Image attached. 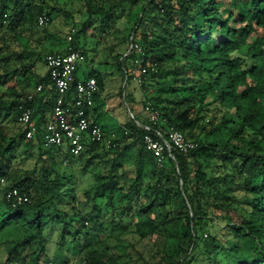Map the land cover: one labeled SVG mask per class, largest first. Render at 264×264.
Returning a JSON list of instances; mask_svg holds the SVG:
<instances>
[{"label": "trees", "instance_id": "obj_1", "mask_svg": "<svg viewBox=\"0 0 264 264\" xmlns=\"http://www.w3.org/2000/svg\"><path fill=\"white\" fill-rule=\"evenodd\" d=\"M9 1L0 0V180L7 181L0 182V228L18 237L3 242L5 262L40 264L45 231L55 227L57 250L82 251L85 264H264V0H86L87 17L72 44L78 48L77 34L87 36L110 5L97 38L115 39L107 53L127 77L124 88L129 79L137 84L134 70L147 69L140 102L158 118L153 123L147 110L141 119L133 115L116 128L113 146L89 142L76 157L24 136L19 105L31 104L26 95L48 82V72L33 90L25 75L58 49L41 55L51 22L42 0ZM124 3L132 9L122 17ZM44 14L49 23L38 25ZM121 17L123 34L113 35ZM105 73L88 74L98 81L95 103L102 106L114 78ZM35 104L40 124L51 103L40 97ZM95 113L94 105L98 122ZM138 123L164 135L174 128L197 146L187 154L172 151L173 158L165 152L158 163ZM66 160L91 180L84 191H77ZM10 188L29 202L13 206L5 197ZM111 236L138 256L125 263L111 255L104 246ZM33 238L37 247L26 253ZM243 239L251 244L244 253Z\"/></svg>", "mask_w": 264, "mask_h": 264}, {"label": "built area", "instance_id": "obj_2", "mask_svg": "<svg viewBox=\"0 0 264 264\" xmlns=\"http://www.w3.org/2000/svg\"><path fill=\"white\" fill-rule=\"evenodd\" d=\"M38 25H47L48 16L39 15ZM73 38L67 36L66 44L62 50L47 52L43 56L47 67L48 82L38 83L35 89L26 95V101L30 105H19L18 122L23 127L26 139H39L44 147L56 149H67L71 156H79L85 145L89 142H103L113 146V134L105 137L99 122L92 119V111L95 105V94L98 92V81L95 77L78 78L76 71L79 63L85 60V55L72 44ZM154 67H150V71ZM134 80L137 84L143 81V75L147 74V69L142 67L133 71ZM42 102L51 103L48 111L45 110V121L37 124V105L36 99ZM150 120L157 121V112L152 111L147 105ZM147 132L143 136L145 148L152 152L158 163H162L166 152L173 158L172 151L187 154L195 149L197 144L185 138V136L174 128L166 131V135L157 128L150 133V127L138 123ZM106 138V139H105ZM3 181V178L1 179ZM6 200L13 206L29 202V197L25 192L17 188H10L5 193ZM9 264H14L9 262ZM45 264H55L52 260ZM77 264H85L81 261Z\"/></svg>", "mask_w": 264, "mask_h": 264}, {"label": "rangeland", "instance_id": "obj_3", "mask_svg": "<svg viewBox=\"0 0 264 264\" xmlns=\"http://www.w3.org/2000/svg\"><path fill=\"white\" fill-rule=\"evenodd\" d=\"M7 3L10 5V1L6 0ZM43 1V12L47 13L51 17V22L49 24V33L47 34V40L45 41L44 50L42 51L41 55H43L44 52H47L51 49H58L55 51L62 50L65 46V41L67 40V36L71 35L74 39V34L79 30L80 25L82 21H84L87 17V3L86 0H42ZM110 5L105 4L104 8H102V13L99 16V18L96 20V22H93L92 26L87 27L86 35L78 33L76 37L77 46L80 50L84 52L85 60H82L79 63L78 69L76 71V75L78 78H86L88 77V74L92 70L96 71H102L105 69V74L107 77H114L111 79V82H108V87L105 88V91L102 94V97L104 98V104L98 105L95 103V111L98 115V122L100 125H105L106 128H110L108 130L107 134H113L115 137H120V134L118 133L117 129L118 126L124 124L129 120V118H132L133 115L137 116L139 119L140 113L144 114L146 111V108L143 106L142 102H140V98L142 97L141 93V87L138 86V84H135L131 79H129L126 87H123V80L120 76L119 70L117 67L112 63L113 59L108 55L107 53V46L113 45L115 43V39L113 37H109V33H105L104 36L108 39L109 42H105L104 40H99L97 38L98 35H100L101 31V22L103 12L109 11ZM132 9V6L129 3H124L123 12L121 15L124 17L130 10ZM120 16V15H119ZM116 16V17H119ZM122 17L117 18L116 22L112 26V34L113 35H122L123 32L121 30L122 27ZM1 34V31H0ZM1 36V35H0ZM6 37H12L11 33H8ZM2 43V40L0 38V45ZM126 53V52H125ZM124 53V54H125ZM106 64H102L104 62ZM42 62V61H41ZM105 65V66H104ZM47 70L46 65L37 63V66L34 68H31L28 73H26L27 77V84L29 86V90H33L37 81L38 76L43 74ZM122 86L123 92H126L127 99L129 102L126 101L125 98H123L119 93V87ZM2 91V89L0 90ZM133 98L138 101L132 102ZM146 105H149V103H146ZM128 106V109H127ZM131 109V110H130ZM139 113V114H138ZM9 118H7L5 121H7ZM74 160V158H73ZM72 160H66L63 164V166L67 165L75 172L76 176V182L75 187L77 186V191H84L88 188L90 179L89 177L80 176L74 167V164L71 163ZM19 171V170H18ZM19 172L18 174H20ZM17 174V171L15 172V175ZM14 175V177H15ZM2 185H5L7 183L6 179L3 178V181H1ZM10 183V182H9ZM8 183V184H9ZM9 228H13L12 226H9ZM8 227L0 228V264H7L5 262V259L8 255V252L6 251L5 246L3 245V242L5 240H11L18 237V234L14 231H8ZM59 230L55 227L47 228L45 231V236L48 239L47 246L45 249V253L41 257L40 264H45L46 261L52 260L55 262V264H77L80 262L79 258L82 255V251L75 252L71 249H67V246H64L61 251L57 250V243L60 241L59 238ZM126 236L123 235L120 238L124 239ZM129 243H133V239L128 238ZM116 236H111L108 238L106 242H104L105 247L108 248V252L111 255H115L119 257L120 261H124L127 263L130 260H134L138 254H136V250L129 249V247H122L120 244L117 243ZM123 245H128L126 242H123ZM250 243L247 242V239H243L241 241V248L240 251L244 253L246 249L248 250L250 247ZM37 247V244L35 243V239L29 241L28 246L25 245V251L26 253L31 250H34ZM138 249V247H136ZM139 250V249H138ZM140 249L139 251H141ZM148 249H144L145 256H148ZM243 255V254H242ZM30 256H28L27 259H29ZM12 263L16 264L15 260L11 261ZM131 262V261H130ZM9 264V262H8ZM17 264H20L17 262ZM27 264V260L26 263Z\"/></svg>", "mask_w": 264, "mask_h": 264}, {"label": "water", "instance_id": "obj_4", "mask_svg": "<svg viewBox=\"0 0 264 264\" xmlns=\"http://www.w3.org/2000/svg\"><path fill=\"white\" fill-rule=\"evenodd\" d=\"M131 40H132V37H131ZM131 48H132V43L130 44L129 49L126 51V53H125L124 55H126L127 53H129L130 50H131ZM126 79H127V77L125 76L124 81H123V84H122L123 87H124V85H125ZM122 92H123V91H122ZM123 93H124V92H123ZM123 98H124V96H123ZM127 109H128V106H127ZM128 111H129V109H128Z\"/></svg>", "mask_w": 264, "mask_h": 264}, {"label": "crops", "instance_id": "obj_5", "mask_svg": "<svg viewBox=\"0 0 264 264\" xmlns=\"http://www.w3.org/2000/svg\"><path fill=\"white\" fill-rule=\"evenodd\" d=\"M110 129V128H109Z\"/></svg>", "mask_w": 264, "mask_h": 264}]
</instances>
